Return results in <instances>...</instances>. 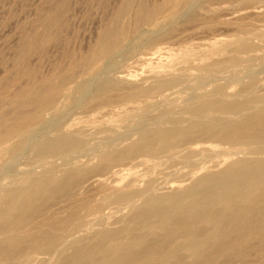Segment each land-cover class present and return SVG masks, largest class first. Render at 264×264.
<instances>
[{
  "label": "bare ground",
  "instance_id": "bare-ground-1",
  "mask_svg": "<svg viewBox=\"0 0 264 264\" xmlns=\"http://www.w3.org/2000/svg\"><path fill=\"white\" fill-rule=\"evenodd\" d=\"M51 1L38 14L39 28L23 33L18 49L19 67L12 83L24 77L29 82L18 87L11 97L5 91L0 93V153L19 146L22 136L27 137L26 133L34 130L31 129L34 124L45 123L47 113L56 117L57 101L68 90L67 84L82 70H99L97 61L106 58L122 42L131 30L130 25L150 21L166 7L161 3L150 5L148 0H122L89 54L60 69L56 78H39L37 67L30 64L31 57L55 41L66 22L67 0ZM129 11L133 12L130 25L123 22ZM249 44L237 48L246 51ZM231 62L240 61L235 58ZM164 78L149 85L129 84L125 78H107L83 106L150 100L153 93L175 83L173 77ZM253 83L246 84L241 92L252 88ZM251 90L250 93L255 92ZM223 91L222 87H216V97L198 99L184 106L190 117L187 123L182 117H169L167 121L171 125L166 126L161 116L154 128L144 130L125 145L114 143L93 164L78 163L77 156L90 150L82 137L86 134L78 128L82 126L60 125V132L35 150L36 158L47 165L45 169L36 174L29 171L32 174L22 184L0 194V264L42 263L44 255L51 256L57 251V264H264V102L258 99L260 95L249 97V93L245 92L246 96L236 92V97L231 99ZM258 101L262 104L258 105ZM222 114L228 117L223 118ZM203 137L229 144L232 153L245 151V156L231 158L224 167L208 170L198 177L188 173L192 178L190 185L163 194H147L153 185L151 180L144 188L139 187L134 183L136 174L123 179L127 168H113L124 160L139 157L193 158L200 153L196 144ZM56 158L62 159V169L55 164ZM108 174L121 176L120 183L116 179L111 181ZM95 195L99 196L98 200L94 199ZM139 199L142 202L137 204ZM113 205L117 206L115 209L122 205L131 207L121 226V223L116 228L104 226L89 236L76 237L88 228L90 221L101 217ZM48 264L55 263L48 261Z\"/></svg>",
  "mask_w": 264,
  "mask_h": 264
},
{
  "label": "rangeland",
  "instance_id": "rangeland-1",
  "mask_svg": "<svg viewBox=\"0 0 264 264\" xmlns=\"http://www.w3.org/2000/svg\"><path fill=\"white\" fill-rule=\"evenodd\" d=\"M121 2L122 0H67L66 22L57 34L56 40L44 47L41 56L35 54L31 57L30 64L37 67V77L56 78L60 69L89 54L97 42L100 31L109 23ZM51 3V0H0V93L5 91V95L11 97L18 87L29 82L28 78L24 77L16 84L12 83V77L15 78L19 67L16 60L18 49L23 33H32L39 28L38 14ZM148 3L150 5L161 3L166 7L164 11L157 13L153 20L144 21L137 26L130 25L133 21L131 14L133 12L129 11L123 22L130 25L131 30L123 36L122 44L120 43L106 58L97 61L96 68L100 69L82 70L74 81L67 84L68 90L59 96L57 116L47 113L45 123L34 124L31 128L34 130L26 133L27 137L22 136L19 146L5 151L7 154L0 153V194L22 184L32 174L28 173L29 171L36 174L45 169L47 166L45 162L36 158L37 148L50 136L58 134L62 128L60 125L71 123L73 127L82 126L78 128H82L83 135H86L82 136L81 133L79 136L85 138L90 150L80 157L77 156L78 163L93 164L98 161V156L107 152L114 143L125 145L137 139L144 130L154 128L161 116H164L166 126L171 125L167 121L171 117H182L181 119H186L187 123L190 117L184 112V106L198 99L214 97L213 95L216 97V87H222L230 98L236 97V92L243 95L249 93L246 96L260 95L258 99L262 98L260 100L264 102V0H148ZM242 43L245 45L250 43V49L240 51ZM235 58L240 61L238 64L231 62ZM163 77L168 80L173 77L175 83L155 92L157 94L153 93V98L152 96L148 98L150 100L141 98L125 103L112 101L104 106L98 103L88 105V108L83 106L90 96L95 95L98 85L107 78H125L129 80V84L149 85L156 80H162ZM251 81L254 82L252 88L241 92ZM261 102L258 105L262 104ZM224 116L228 117V114L221 115L226 118ZM53 122L56 123L55 126ZM196 146L200 153L193 158L164 156L154 160L139 157L128 159L130 161L124 160L121 162L122 165L113 168L117 170L119 167V170L127 168L123 171V179L131 175L134 177L136 174L134 183L139 187L144 188L151 180L153 185L147 194H163L179 186L190 185L192 182L190 173L198 177L208 170L224 167L228 160L245 156V151L232 153L229 144L206 137L200 138ZM54 161L61 169L64 167L62 159L56 158ZM109 176L111 181L116 179L120 183L121 176L114 177L108 174L107 177ZM94 199L98 200L99 196L95 195ZM139 200L137 204L142 202V199ZM115 206L107 207L97 221L95 219L90 221L88 228L76 237L89 236L104 226L116 228L120 223L121 226L131 207L122 205V208L115 209ZM103 222H107L106 225ZM64 247L65 244L61 249ZM54 255H44L45 260L37 264H48V261L57 264L58 251Z\"/></svg>",
  "mask_w": 264,
  "mask_h": 264
}]
</instances>
